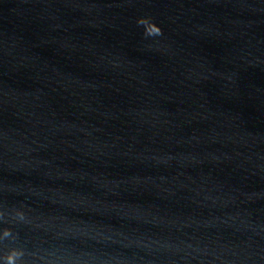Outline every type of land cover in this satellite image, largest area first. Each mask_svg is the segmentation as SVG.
Listing matches in <instances>:
<instances>
[{
    "label": "water",
    "instance_id": "obj_1",
    "mask_svg": "<svg viewBox=\"0 0 264 264\" xmlns=\"http://www.w3.org/2000/svg\"><path fill=\"white\" fill-rule=\"evenodd\" d=\"M0 264H264V0H0Z\"/></svg>",
    "mask_w": 264,
    "mask_h": 264
},
{
    "label": "clouds",
    "instance_id": "obj_2",
    "mask_svg": "<svg viewBox=\"0 0 264 264\" xmlns=\"http://www.w3.org/2000/svg\"><path fill=\"white\" fill-rule=\"evenodd\" d=\"M160 29L159 28H157L155 31H153V32H151V33H145V35L146 36H151V37H154V38H156V37H158V36H160Z\"/></svg>",
    "mask_w": 264,
    "mask_h": 264
}]
</instances>
